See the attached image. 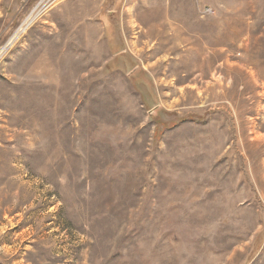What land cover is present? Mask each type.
Segmentation results:
<instances>
[{
	"label": "rangeland",
	"instance_id": "1",
	"mask_svg": "<svg viewBox=\"0 0 264 264\" xmlns=\"http://www.w3.org/2000/svg\"><path fill=\"white\" fill-rule=\"evenodd\" d=\"M0 264H264V0H0Z\"/></svg>",
	"mask_w": 264,
	"mask_h": 264
},
{
	"label": "bare ground",
	"instance_id": "2",
	"mask_svg": "<svg viewBox=\"0 0 264 264\" xmlns=\"http://www.w3.org/2000/svg\"><path fill=\"white\" fill-rule=\"evenodd\" d=\"M37 10H38V9H37ZM36 12H37V11H36ZM38 12H39V10H38ZM35 14H36V13H35ZM36 17H37V16H36ZM34 18H35V17H34ZM34 18H33V19H34ZM33 19H32V17H31V19H29L25 24H26V25H29V24L32 22ZM33 21H34V20H33ZM25 24H24V25H25Z\"/></svg>",
	"mask_w": 264,
	"mask_h": 264
},
{
	"label": "built area",
	"instance_id": "3",
	"mask_svg": "<svg viewBox=\"0 0 264 264\" xmlns=\"http://www.w3.org/2000/svg\"><path fill=\"white\" fill-rule=\"evenodd\" d=\"M204 12L209 13V12H211V9H210V8H206V9L204 10Z\"/></svg>",
	"mask_w": 264,
	"mask_h": 264
}]
</instances>
